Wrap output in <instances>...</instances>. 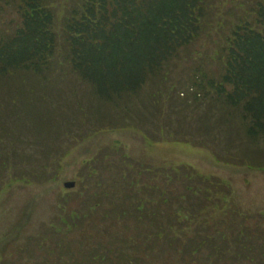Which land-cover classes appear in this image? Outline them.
<instances>
[{
  "label": "rangeland",
  "instance_id": "rangeland-1",
  "mask_svg": "<svg viewBox=\"0 0 264 264\" xmlns=\"http://www.w3.org/2000/svg\"><path fill=\"white\" fill-rule=\"evenodd\" d=\"M4 12L0 26L18 19ZM221 38L203 35L115 102L61 63L62 53L43 75H0V264H264V135L250 136L242 107L210 87L223 72ZM123 162L149 211L121 218L113 203L136 196L105 193L126 186ZM170 168L203 176L200 200ZM176 219L193 229L181 246L165 237Z\"/></svg>",
  "mask_w": 264,
  "mask_h": 264
},
{
  "label": "trees",
  "instance_id": "trees-1",
  "mask_svg": "<svg viewBox=\"0 0 264 264\" xmlns=\"http://www.w3.org/2000/svg\"><path fill=\"white\" fill-rule=\"evenodd\" d=\"M65 2L0 0V19L10 8L18 17L0 26L1 76L17 71L43 75L62 53L61 63L68 62L74 73L102 99L115 102L137 94L150 78L158 79L184 48L203 35L218 32L222 34L217 44L223 72L219 82L210 81V87L225 105L242 107L243 116L249 121L250 136L264 135V0ZM229 2L226 12H220L221 5ZM63 6L61 15L58 9ZM122 164L125 172L126 164ZM203 183L206 185V180ZM198 186L193 191L201 190ZM135 191L132 189L136 199L127 207V193L118 190L105 193L109 199L111 196L118 201H122L121 196L126 199L123 206L113 203V210L121 218L137 215L135 211L140 212L141 208L146 211ZM207 199L210 200V195L202 203ZM99 205L96 202L94 206ZM174 223L166 229H178L182 233H178L176 240L170 234L165 237L181 246L182 236L189 235L193 229L184 223ZM234 226L238 225L230 227L234 229ZM191 241L194 243L195 237Z\"/></svg>",
  "mask_w": 264,
  "mask_h": 264
},
{
  "label": "water",
  "instance_id": "water-1",
  "mask_svg": "<svg viewBox=\"0 0 264 264\" xmlns=\"http://www.w3.org/2000/svg\"><path fill=\"white\" fill-rule=\"evenodd\" d=\"M66 187L71 188L75 186V182H68L65 184Z\"/></svg>",
  "mask_w": 264,
  "mask_h": 264
}]
</instances>
